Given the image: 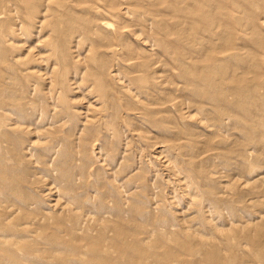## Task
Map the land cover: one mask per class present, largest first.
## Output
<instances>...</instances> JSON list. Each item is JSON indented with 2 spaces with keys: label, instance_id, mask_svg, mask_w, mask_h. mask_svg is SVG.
Listing matches in <instances>:
<instances>
[{
  "label": "bare ground",
  "instance_id": "bare-ground-1",
  "mask_svg": "<svg viewBox=\"0 0 264 264\" xmlns=\"http://www.w3.org/2000/svg\"><path fill=\"white\" fill-rule=\"evenodd\" d=\"M260 15L0 0V264H264Z\"/></svg>",
  "mask_w": 264,
  "mask_h": 264
},
{
  "label": "rangeland",
  "instance_id": "rangeland-1",
  "mask_svg": "<svg viewBox=\"0 0 264 264\" xmlns=\"http://www.w3.org/2000/svg\"><path fill=\"white\" fill-rule=\"evenodd\" d=\"M260 19H261L260 22H263V23H262V25H263L262 27H263V30H264V16H263V15H260ZM236 134H238V132H237ZM178 207H179V206H178ZM177 210H178V213H179L178 215H187V216H189V213H187V212H182V213H181V212L179 211V209H177ZM186 213H187V214H186ZM190 215H191V214H190ZM223 226H227V225L224 224Z\"/></svg>",
  "mask_w": 264,
  "mask_h": 264
}]
</instances>
